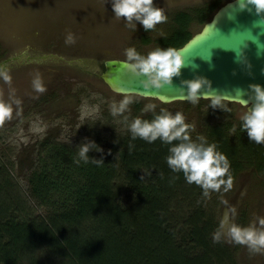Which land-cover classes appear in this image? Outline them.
Wrapping results in <instances>:
<instances>
[{
    "label": "rangeland",
    "instance_id": "374dc122",
    "mask_svg": "<svg viewBox=\"0 0 264 264\" xmlns=\"http://www.w3.org/2000/svg\"><path fill=\"white\" fill-rule=\"evenodd\" d=\"M206 1L153 0L154 6L163 9L167 20L145 32L138 22L134 31L126 26L123 18H115L111 0H0V61L24 53L6 64L11 81L0 77V101L12 108L11 117L0 122L2 219L46 223L47 213L65 207V200L74 198L80 191H90L93 182L109 187V199L120 212L136 205L139 209L142 206L138 200L142 197L138 199L132 185L138 177L139 185L159 188L155 210L160 238L177 247L186 259H196L205 253L195 264H264V253L252 254L245 245L223 235L239 215L242 219L236 224L260 228L258 221L264 218V173L255 164L249 166L244 161L239 170H232L230 166L232 188L224 191L222 186L206 197L199 186L186 183L184 177L180 178L168 167L165 159L168 151L160 152L153 164L147 160L141 162L133 175L127 173L126 164L116 152L121 148L144 150V145L149 143L140 138L133 140L127 126L137 117L150 121L154 112L159 114L161 109L183 113L190 125L191 138L203 136L209 143V129L215 123L224 118L233 124L240 122L246 109L237 102L222 101L230 111L209 107L210 100L206 98L195 104L188 100L162 103L150 97L113 92L100 77L103 62L113 58L125 60L124 50L128 47H134L142 55L157 47L163 48L159 39L172 30L174 14ZM203 25L192 22L190 29L197 33ZM69 33L74 43H65ZM43 54L55 56L34 58ZM37 73L46 88L43 93L32 88ZM125 96L132 97L133 103L122 115L113 116V102ZM146 104H155L154 112H143ZM227 133L233 135L231 130ZM88 140L102 149L90 151L89 157L103 159V164L77 162L79 145ZM161 145L170 147L162 142ZM34 177L47 180L39 194L31 188L30 179ZM225 214L227 220L221 229V238L214 241ZM103 215H91L77 223L61 221L54 229L55 237L78 234L82 239L96 240L102 245L106 231H124L133 236L136 229L143 228L139 219L124 220L114 227L108 222L99 223ZM196 225L205 234L202 242L189 237ZM104 227L108 230L104 231ZM36 243L29 256L23 255L25 258L20 264H27L31 257L44 264H78L72 257L52 252L48 244Z\"/></svg>",
    "mask_w": 264,
    "mask_h": 264
},
{
    "label": "trees",
    "instance_id": "16d2710c",
    "mask_svg": "<svg viewBox=\"0 0 264 264\" xmlns=\"http://www.w3.org/2000/svg\"><path fill=\"white\" fill-rule=\"evenodd\" d=\"M224 3V0H208L191 10L176 12L173 16L175 25L172 30L159 39L161 46L173 49L183 46L195 34L190 29L191 23L204 24ZM1 56L0 53V60ZM239 125L240 122L233 124L232 120L224 118L210 127L208 138L211 143L216 144L219 152L226 155L232 170H239L245 161L244 163L249 166L255 164L257 170L264 173V144L250 141L247 134L240 130ZM233 126L236 127V132L228 136L227 132ZM168 149L169 147L162 146L161 141L157 139L144 145V150L141 151H128L121 148L116 152L121 162L126 164L127 173L133 175V172H138L141 162L147 160L153 164L160 152L167 153ZM252 157L255 158L253 162L250 161ZM177 175L180 178L184 177L182 172H177ZM36 177L30 179L31 188L39 194L44 190L46 178ZM93 183L90 191L84 193L80 191L74 198L65 200L64 209L60 208L54 213H47L44 217L47 218L46 223L42 220L38 223L31 219L18 222L13 218L0 217V264H20L25 258L23 255L29 256L37 245V241L40 244H48L50 250L56 254L74 258L78 264H149V262L151 264H195L196 261L204 258L205 253L196 259H186L177 247L171 246L169 241L160 238L162 235L160 222H157L155 210L160 190L155 185L145 188L144 185H139L138 177H135L132 185L139 195L138 199L142 197L138 200L142 207L136 209V205L129 211L120 212L109 199V187L105 184ZM99 213L104 214V218L99 217V223L108 222L107 224L110 223L114 227L115 223H122L124 220L136 222L139 219L143 223V228L136 229L133 236L124 231H106L101 240L102 245H99L96 240L90 242L82 239L78 234L71 237L67 235L61 238L55 237L54 229L60 225L61 221L67 224L77 223L91 215L98 216ZM105 230L108 229L104 227ZM204 236L203 230L197 225L189 235L195 242H202ZM28 260L27 264H44L34 257Z\"/></svg>",
    "mask_w": 264,
    "mask_h": 264
},
{
    "label": "clouds",
    "instance_id": "9594fccd",
    "mask_svg": "<svg viewBox=\"0 0 264 264\" xmlns=\"http://www.w3.org/2000/svg\"><path fill=\"white\" fill-rule=\"evenodd\" d=\"M249 5L254 7L257 15L264 13V0H238V7L241 10L248 8ZM111 8L114 17L123 18L126 26L134 31L136 22L142 26L145 32H148L153 30L157 24L167 20L163 9L154 6L153 0H111ZM261 23H264V16H261ZM74 42V37L69 33L65 43ZM124 55L126 59L121 62L124 70L137 76H144L145 80L141 83L145 89L171 86L172 78L179 76L183 66L181 55L173 48L157 47L146 55H142L134 47H128L124 50ZM0 77L6 82L11 81L7 68L0 69ZM181 85L182 87L178 88V91L189 102L195 104L201 98H206L210 100L209 107L230 111L222 103L224 95L207 91L210 88V82L205 78L197 77L192 80H184L181 81ZM32 88L38 93L46 91L39 73L32 80ZM202 88L206 91L201 94L199 90ZM249 90L247 93L243 90L236 91V95L241 98L244 95L248 96L247 99H243L242 106L246 110L240 116L239 127L242 132L247 134L250 141L264 144V87L259 84H250ZM249 102H251V107H249ZM131 103H133V99L130 96H125L119 102H113L112 115H122L128 110ZM155 108V104H146L142 111L154 112ZM11 114V106L0 101V122L10 118ZM124 119L126 121L127 117ZM127 127L133 140L140 138L152 143L159 139L162 143L169 145V154L165 158L168 167L173 172H182L186 183H195L203 190L204 196L207 197L210 191L221 190L222 186L224 191L232 188L228 158L217 150L215 143H209L205 137L198 136L193 140L189 132L190 125L185 122L183 113L177 111L173 114L166 109H161L159 114L154 112L152 120L137 117ZM231 131L235 133L236 127L233 126ZM90 151L101 152L102 149L91 140L80 144L77 162L91 161L97 166L104 163L103 159L89 157ZM231 210L235 214L234 207ZM226 220L227 214L219 223L218 230L214 234V241L220 240L221 229H223ZM258 224L259 229L254 225L245 227L232 223L223 235L236 244L245 245L252 254L264 253V218L259 219Z\"/></svg>",
    "mask_w": 264,
    "mask_h": 264
},
{
    "label": "water",
    "instance_id": "95a60500",
    "mask_svg": "<svg viewBox=\"0 0 264 264\" xmlns=\"http://www.w3.org/2000/svg\"><path fill=\"white\" fill-rule=\"evenodd\" d=\"M261 16L264 13L257 15L252 5L239 9L238 0L222 4L199 32L176 49L182 57L183 66L179 76L172 78L171 86L145 89L141 83L145 77L125 71L121 63L123 60L117 58L104 61L100 77L113 92L150 97L162 103L187 100L178 91L182 87L181 81L203 77L210 82L207 91L224 95L223 100L242 105L243 99L248 96H237V90L247 93L250 84L264 87V23H261ZM22 55L24 53L3 59L0 69ZM49 56L55 54L34 58ZM59 58L62 59L61 56ZM204 91V88L199 90L201 94Z\"/></svg>",
    "mask_w": 264,
    "mask_h": 264
},
{
    "label": "flooded vegetation",
    "instance_id": "af4514ba",
    "mask_svg": "<svg viewBox=\"0 0 264 264\" xmlns=\"http://www.w3.org/2000/svg\"><path fill=\"white\" fill-rule=\"evenodd\" d=\"M103 65H104V62H103ZM242 214H243V213H242ZM240 217H241V215L237 216L236 223H239V221H241V220H240Z\"/></svg>",
    "mask_w": 264,
    "mask_h": 264
}]
</instances>
